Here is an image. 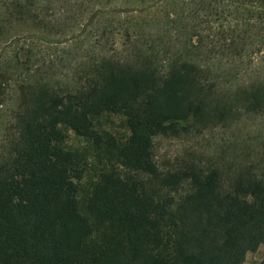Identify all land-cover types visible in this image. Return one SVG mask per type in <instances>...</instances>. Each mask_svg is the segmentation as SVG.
<instances>
[{
    "label": "trees",
    "instance_id": "16d2710c",
    "mask_svg": "<svg viewBox=\"0 0 264 264\" xmlns=\"http://www.w3.org/2000/svg\"><path fill=\"white\" fill-rule=\"evenodd\" d=\"M15 22L85 50L72 83L19 85L0 264H243L264 245V164L156 155L158 138L264 118V0H0V43Z\"/></svg>",
    "mask_w": 264,
    "mask_h": 264
},
{
    "label": "rangeland",
    "instance_id": "374dc122",
    "mask_svg": "<svg viewBox=\"0 0 264 264\" xmlns=\"http://www.w3.org/2000/svg\"><path fill=\"white\" fill-rule=\"evenodd\" d=\"M9 22L5 23L8 25ZM15 24L11 31L6 29L7 33L0 43V149L14 133L15 115L22 96L20 83L33 82L34 77L38 78L41 74L54 81L72 83L77 75V63L85 50L83 43L61 42L62 37L51 32H46L45 36L54 38V41L34 36L27 39L32 29L36 28L31 24V27L23 23ZM118 42L120 49V39ZM29 64L37 70L31 72L33 77H28L30 72H26ZM104 123L114 132L127 133L119 117H111ZM69 140L75 146L84 147V139L73 131ZM156 155L160 164L214 162L231 171L240 164H252L253 161L264 164V118L213 127L202 133H189L181 137L158 138ZM263 258L264 245H261L257 251L247 253L243 264H261Z\"/></svg>",
    "mask_w": 264,
    "mask_h": 264
}]
</instances>
